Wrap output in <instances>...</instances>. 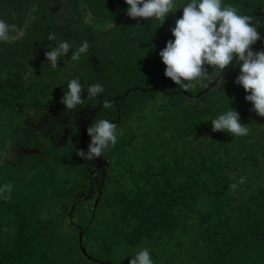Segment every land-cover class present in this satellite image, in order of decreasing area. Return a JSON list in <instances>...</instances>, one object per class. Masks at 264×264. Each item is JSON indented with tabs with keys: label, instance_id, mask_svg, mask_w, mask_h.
<instances>
[{
	"label": "trees",
	"instance_id": "obj_1",
	"mask_svg": "<svg viewBox=\"0 0 264 264\" xmlns=\"http://www.w3.org/2000/svg\"><path fill=\"white\" fill-rule=\"evenodd\" d=\"M262 3L264 4V0ZM64 9H68L67 14L60 12ZM126 9L124 0H0V19L10 25H17L19 29L12 33L15 39L0 42V69L2 75L9 73L8 78L0 76V89L7 84L8 79H13L11 73L24 77L26 73L33 72L28 70L30 67L38 72V66L31 55L41 41L27 44L29 37L41 40L47 39L50 34L58 37L56 27L62 22L82 27L84 16L89 17L92 12H96L109 24L105 29L98 26L99 32L95 37L111 33L116 36L117 41L114 43L118 44L121 52L134 55L133 59L125 61L128 66L123 64V69L108 66L109 74L105 76L108 77L106 91L111 92L115 75L120 72L128 75L140 72L152 65L154 57L151 38L155 39L156 35L151 27H157L159 22L131 19L126 15ZM73 10L77 14L73 15ZM177 18L179 13L169 14L165 21L174 23ZM93 22L95 21H91L89 17L88 22L84 23L90 37H93V32L91 33L92 29L88 24ZM135 27L141 28L143 38L133 40L130 43L132 49L125 50L129 49L128 45L124 44L122 35L119 36L117 31L121 30V34L125 32L126 37L134 39ZM57 39L49 41L46 50L55 48L60 42V38ZM75 43L79 47L82 45L80 40ZM254 45L252 50L258 51L256 43ZM91 47L89 52L97 50ZM140 49L142 58L143 53L147 55L144 59L135 55ZM74 50L73 47L70 51ZM81 57L85 59V55ZM84 64L94 65L88 59L77 61L79 69H83ZM229 68L230 65L222 71L223 75L229 72L223 83L224 89H217L209 96L203 93L197 99L189 96L190 93L183 94L177 90L178 95L174 98L177 104L174 105L182 104L180 108L188 109V131L193 132L194 127L211 131V119L230 107L238 112L241 123L249 127V134L235 137L218 132V139L212 142L214 150L205 147L203 153H197L188 149L182 153L187 160L182 159L181 162L166 153L156 152L152 156L159 160V169L142 171L126 168L123 175L130 178L131 186L128 189L118 183V179L112 184L113 187L110 186L113 154L122 145L117 141L114 147L110 145L102 154L110 163H107L104 179L100 181L103 185L101 196L94 210L91 198L83 199L81 196L92 195L90 191L86 192V182L88 174L93 176L92 171H89L90 163L89 166H82L81 161L77 163V152L83 148L81 133L77 141H70L60 147L43 144L48 155L47 167L44 168V162L41 168L33 165L38 161L35 158L30 161V169L38 174L37 177L30 175L25 179L11 176L4 168L9 165L0 161V186L5 183L14 186L10 199L0 196V264H113L100 258L114 256L115 250L126 249L128 245L147 248L154 264H174L175 261L177 264H264V201L260 202L264 198V185L254 187L250 183L244 186V183L249 182L245 175L240 176L247 179L243 184L238 183L240 177L232 182L229 176L241 168L242 171L248 169L242 172L244 174L251 171L250 176L255 175L256 182L260 180L259 166L264 164V118L250 111L252 105L245 101L244 90L234 83L239 74L233 73L234 70ZM80 74L79 82L85 89L102 83L104 77L103 74L95 75L87 80ZM81 96L84 105L88 101L87 92L84 90ZM1 97L3 101H8L6 93L0 92ZM101 98L103 99L102 96ZM110 102L112 107L104 109L101 106L88 127L100 119L117 121L118 112L113 106L114 102ZM187 134L193 138L191 142L195 140L194 143H198V133ZM213 134L217 133L212 132L209 136L213 137ZM86 140L87 149L91 140L87 134ZM148 167L144 163V168ZM48 178L51 180V187L44 190L42 186ZM234 183L238 184L235 191H241L244 196L251 191L252 197L244 202L242 197L234 198L230 188ZM51 192L55 198V212L43 206L47 198L41 194L50 196ZM72 206L74 209L71 220H68ZM176 208L180 215L174 213ZM91 214L94 215L92 221ZM107 215H110V220ZM79 217L85 219V222H76ZM79 229L83 233V249L97 261L89 260L81 252L78 243ZM168 234L173 240L176 236L185 235L191 248L199 246L205 249V258L197 256V262H192L195 255L184 256L177 250L170 249L166 252L163 248L166 244L162 239L170 240ZM59 236L62 237L61 242ZM178 246L176 243L175 247ZM133 255L128 258L126 254L119 257L121 260H129ZM163 256H167L165 260H162Z\"/></svg>",
	"mask_w": 264,
	"mask_h": 264
},
{
	"label": "rangeland",
	"instance_id": "obj_2",
	"mask_svg": "<svg viewBox=\"0 0 264 264\" xmlns=\"http://www.w3.org/2000/svg\"><path fill=\"white\" fill-rule=\"evenodd\" d=\"M262 1L263 0H223L225 4L235 5L239 13L253 15L261 22H264V4ZM60 12L67 14L68 9L60 10ZM176 13H179L180 18L182 9H177L174 14ZM74 14L77 13L73 10V15ZM171 15L172 14H170V16ZM89 17L91 21H95L92 24H88L92 29L91 33L93 32V37L87 34V25H84V23L88 22ZM89 17L88 15L84 16V26L82 25V27L81 25L75 26L72 23H66L64 21L56 27V30L59 33L58 37L60 41L67 39L72 44V48H75L74 51L79 47L75 41H87L89 43L88 55H85V59L81 57L80 60L88 59V61L94 63V65L90 66L84 64L83 69H79L77 61H72L70 59L72 51H69V53L58 61L57 68L53 69L45 60V53L47 51L45 47L50 40L46 38L41 40L29 37V42H26L27 44L31 45V42L41 41L37 44L34 53L31 55V59L35 65L38 66V72L35 71L34 67H30L28 70H32L33 72L30 74L26 73L24 77H19L11 73L13 79H8L7 84H4L5 86L0 89V92L7 94L8 99V101H6L8 103H6L2 100L3 97L0 98V161H5V164L9 165L4 167L6 173H9L11 176L25 179L30 177V175H35L37 177L38 174L30 169V161L35 158L38 161L32 163L33 165H37L38 168H41L44 162V168L47 167L46 158L48 155L43 144L48 141L50 145L54 143L53 145L57 147L65 144V133L62 135L60 134L62 129L60 124L64 125L68 119H64L66 117L64 111L67 109L64 108L61 99L64 92L67 91V83L73 78L79 79L81 77L80 73H82L87 80H90L95 75L99 76L103 74L104 77H102L103 80L102 83H100L103 86V92L98 95H101L103 100L112 98L114 101L117 99V118L119 120L117 122L119 124H116L117 132L119 134L120 130H123V135H118L117 141L122 145L118 147V152L113 154V162L111 161V168L113 166V170L111 171L109 179L110 186L113 187L112 184H115V180L118 179V183H121L126 189L130 188L129 176L123 175L128 167L142 171L159 169V160L152 156L156 152L161 154L166 153L169 157H173L181 162L182 159L187 160L183 154L188 149H192L197 153H203L205 147L209 148V150H214L215 145L212 142L218 139V132L201 130L199 127H194L195 129L193 132L188 131L189 124L187 122V113L189 111L186 108H180L182 104L174 105L177 104L174 98L178 95L177 90L181 91L183 94L190 93L189 96H196L207 89L213 82H215V84L209 89L210 91L208 90L206 92L207 96H209V94L211 95V93L217 89H224L223 83L229 72L223 75V71L219 76L216 69L205 66L210 73L203 82L205 86H197L188 91L178 88L170 79L165 78V66L161 62L159 52L165 47L168 40L173 39L170 28L174 27L175 22L170 23L164 21L161 26L158 25L159 27H151V31L156 35L155 39L151 38V42L154 44V57L151 60L152 65H148L145 69L140 70V72H135L132 75L120 72L114 76L113 86H111L113 90L111 92L106 91L108 77L105 76L109 74L108 66H116L123 69V64L128 66V63H125V61L128 62L129 58L133 59L134 55L130 52H121L118 48V44L114 43L117 41L116 36L111 33L98 38L95 37L97 32H99L98 26L105 29L109 23L103 16L96 12H92ZM59 21L60 20H58V22ZM261 29L262 28H258V32ZM135 32L136 37L130 39L126 37L125 32L121 34V30L117 31L119 36L122 35L124 44L128 45L129 49L125 50L132 49L130 43L133 40L139 37L141 39L143 38L140 27H135ZM91 46L95 47L97 50L95 52H89V50L92 49ZM141 51L140 49L135 55L144 59L147 55L143 53L142 58V55L139 54ZM20 61L22 60H19V62ZM229 65L231 70H234L233 73L239 74V66L236 65V60ZM226 69L227 68L224 70ZM7 72H10V70L7 69ZM8 75L9 73L2 75L0 69L1 77L5 76L8 78ZM86 89L85 92H87ZM246 95L247 93H243V97ZM98 101H100L98 97L88 99L86 104L77 106L76 112L71 113V116L77 114L76 116H72L73 118L79 116L81 119L79 127L82 136H84L86 131L83 132L85 121L89 118V113L87 112L85 114L83 110L88 111L85 106L88 103L92 106H96ZM67 111L71 112L72 110ZM91 111L92 110L89 112ZM248 118H250V116ZM57 121L60 124H58ZM189 132L199 134L197 139L198 143H194L195 140L191 142L193 138L188 136L187 133ZM212 132L217 134H213V137H211L209 134ZM56 139L57 142H55ZM144 163L149 165V167L144 168ZM114 166H116V168ZM246 171H248V169ZM246 171H242L241 168H239L238 172L233 171L229 175L232 182L236 181L238 177L245 175L249 179V182L244 183V186L250 183H253L254 187L264 185V164L263 166H259L260 180L258 182H256L254 178L255 175L250 176L251 171H249L250 173H242ZM44 182L42 186L43 189L49 190L51 187V180L48 178V181L45 180ZM231 194H233L234 198H244L243 202L252 197L251 191L245 196L241 191H233ZM41 196L47 198L43 206L55 212V198L52 192L50 196L46 193H42ZM262 201H264V198L260 199V202ZM45 203L47 204L45 205ZM174 213L180 215L178 208H176ZM108 219H111L110 215ZM76 222L79 224L84 223L85 219L79 217ZM59 237L61 238V242L62 237ZM168 238L170 240L162 239V242L166 244L163 247L166 252L170 249L177 250L184 256L190 257V255H195L192 262H197V256L203 259L205 258V249L199 246L197 248H191L192 245L185 239V235L180 237L176 236L173 240L170 234H168ZM176 243L179 244L178 247H175ZM140 247L143 248L141 245H128L126 249H120L119 251L115 250L113 253L114 256L101 257L100 259L104 258L105 262H111L113 264H129L130 259L121 260L119 255L126 254V258H128L129 255H133L134 251H138ZM166 257L167 256H163L162 260H165ZM174 264H177V261H175ZM204 264L209 263L204 262Z\"/></svg>",
	"mask_w": 264,
	"mask_h": 264
},
{
	"label": "clouds",
	"instance_id": "obj_3",
	"mask_svg": "<svg viewBox=\"0 0 264 264\" xmlns=\"http://www.w3.org/2000/svg\"><path fill=\"white\" fill-rule=\"evenodd\" d=\"M124 3L129 18L155 20L159 26L169 14L182 9V15L170 28L173 39L168 40L159 52L165 66L164 77L178 88L188 91L205 86L203 82L210 74L205 66L216 69L220 76L235 58L239 75L234 83L247 93L245 101L251 103L250 111L264 118V50H252L257 41L264 44V38L257 30L264 26V22L253 15L239 13L235 5L225 4L223 0H124ZM18 31L17 25L0 19V42L15 39L12 33ZM47 39L52 41L57 37L50 34ZM71 49L72 44L67 39L61 40L55 48L46 51L47 64L53 69L57 68L58 61ZM88 49L89 43L82 42L76 51L71 52L70 59L80 60ZM79 81L73 78L67 83V91L61 99L67 110L75 111L84 101L81 94L85 87ZM86 91L87 98L93 99L103 92V86L93 84ZM102 107L110 109L112 104L105 100ZM210 122L213 132H224L235 137L247 136L250 131L247 125L241 123L238 112L230 107ZM86 132L91 138L87 151H78L77 155L88 161L101 157L105 149L116 145L118 135H123V130L118 134L117 125L107 119L91 124ZM245 179L241 177L238 183L243 184ZM237 186L234 183L230 188L235 191ZM13 187L11 183L0 186V196L10 199ZM129 264H154V261L149 250L141 248L131 257Z\"/></svg>",
	"mask_w": 264,
	"mask_h": 264
},
{
	"label": "flooded vegetation",
	"instance_id": "obj_4",
	"mask_svg": "<svg viewBox=\"0 0 264 264\" xmlns=\"http://www.w3.org/2000/svg\"><path fill=\"white\" fill-rule=\"evenodd\" d=\"M260 28H262V29L259 31V33L261 34L262 38H264V34H262V33H264V26H262ZM256 45L258 46V51L259 50H264V44H262L261 41H257L256 42ZM253 48H255V45L252 47V49ZM234 61H235V58L233 59L232 63ZM98 99L100 100V101H98V105L92 106L91 104H87L85 106V108L88 109V111H84L83 110V113H85V114L87 112L89 113L88 114L89 118L85 121V130L87 129L88 125L92 122V120L95 117V115L98 112V110H100V107L102 106L103 101H105V100H103L101 98V95H98ZM108 101H113V100H112V98H110ZM114 101H113L114 102V105L113 106H114V108H115V110L117 112V109H118L117 108L118 107L117 99H115ZM90 110H92V111L89 112ZM72 112L75 113L76 110L75 111H71V112H69L67 110L64 111V114L66 115V117L64 119H68L67 122L64 125L58 123V121H57V123L60 124V127L62 128L60 134L62 135L63 133H65V135H64V140H65L64 143L65 144L69 143L70 141H74L75 142V141H77V139L80 138L81 131H80L79 124H80L81 119H80L79 116L73 118L72 116H76L77 114H73L71 116V113ZM118 121L119 120L117 118V121H115L113 123L116 124ZM86 134H87V132H86ZM59 138H60V136H59ZM51 140H54V139H51ZM48 142H46V143H48ZM55 142H57V139L55 140ZM53 144L54 143H51V145H53ZM86 145H87V140L85 142V146L82 148V150L85 151V152L87 151ZM54 147H57V146H54ZM79 161H81L80 164L82 166H84V165L89 166V163L91 165V166H89L90 167L89 171H92L91 174H93V176H90L88 174V177L89 178L87 179V182H86L88 188H86V192L90 191L92 193V195L86 197V194H82L81 196H83L82 197L83 199L91 198V201H92L91 202V205L93 207V205L95 203V200L98 197V192H99L101 186H103L100 181L103 179L102 176L105 174L106 165H107V163H110V162H109L108 159L103 158L102 156L99 159L98 158H95L92 161H86V160L82 159L81 157H79V159L77 160V163Z\"/></svg>",
	"mask_w": 264,
	"mask_h": 264
},
{
	"label": "water",
	"instance_id": "obj_5",
	"mask_svg": "<svg viewBox=\"0 0 264 264\" xmlns=\"http://www.w3.org/2000/svg\"><path fill=\"white\" fill-rule=\"evenodd\" d=\"M227 67H228V66H227ZM214 84H215V82H213L212 84H210V85L208 86V88L205 89L203 92L197 94L196 96H192V97H194V98H198V97H200L202 93H206L211 87L214 86ZM84 131H85V128H84L83 132H84ZM85 142H86V131H85V133H84V136H82V147L85 146ZM83 144H84V145H83ZM104 176H105V174L102 176L103 179H104ZM103 179H102V180H103ZM101 189H102V186H101V188H100V190H99V192H98V197H97V199L95 200V203H94V205H93V210L96 208V206H97V204H98V202H99V200H100ZM73 209H74V206H72V208H71V210H70V212H69V214H68V220H71V216H72V211H73ZM93 217H94V215L92 214V215H91V221H92ZM78 238H79V241H78V243H79V248H80L81 252L83 253V255H84L86 258H88L89 260L97 261V260L92 259V258L87 254V252L83 249V247H82L83 233H82L81 229H79V231H78Z\"/></svg>",
	"mask_w": 264,
	"mask_h": 264
}]
</instances>
